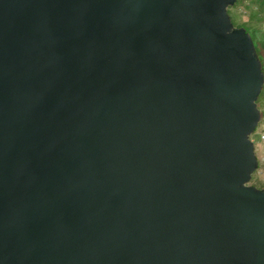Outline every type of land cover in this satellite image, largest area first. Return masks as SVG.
Returning a JSON list of instances; mask_svg holds the SVG:
<instances>
[{"label":"water","instance_id":"1","mask_svg":"<svg viewBox=\"0 0 264 264\" xmlns=\"http://www.w3.org/2000/svg\"><path fill=\"white\" fill-rule=\"evenodd\" d=\"M236 2L0 0V264H264Z\"/></svg>","mask_w":264,"mask_h":264},{"label":"trees","instance_id":"2","mask_svg":"<svg viewBox=\"0 0 264 264\" xmlns=\"http://www.w3.org/2000/svg\"><path fill=\"white\" fill-rule=\"evenodd\" d=\"M228 14L236 28H244L251 36L264 73V0H237ZM263 100L264 87L257 102L259 108ZM254 136L258 142L257 131L252 138Z\"/></svg>","mask_w":264,"mask_h":264},{"label":"rangeland","instance_id":"3","mask_svg":"<svg viewBox=\"0 0 264 264\" xmlns=\"http://www.w3.org/2000/svg\"><path fill=\"white\" fill-rule=\"evenodd\" d=\"M259 110L261 112V121H260V124H259V126H258V128L256 130L257 131V134L264 129V100L261 102ZM251 140L255 144V152H256L257 158H259L260 153H261L262 146H261V144H259V142H257V139H256L255 136L253 138L251 137ZM250 185L251 186H254V187L258 188V189H263L264 188V180H262L260 178L258 172H256L254 174L253 179H252Z\"/></svg>","mask_w":264,"mask_h":264},{"label":"built area","instance_id":"4","mask_svg":"<svg viewBox=\"0 0 264 264\" xmlns=\"http://www.w3.org/2000/svg\"><path fill=\"white\" fill-rule=\"evenodd\" d=\"M258 142L261 144V153L258 158L259 161V167H258V174L262 180H264V129L257 134Z\"/></svg>","mask_w":264,"mask_h":264}]
</instances>
